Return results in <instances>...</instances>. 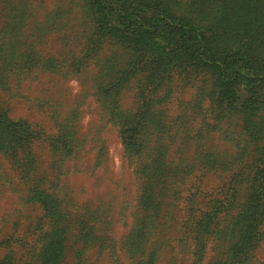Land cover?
I'll return each mask as SVG.
<instances>
[{"label":"rangeland","instance_id":"1","mask_svg":"<svg viewBox=\"0 0 264 264\" xmlns=\"http://www.w3.org/2000/svg\"><path fill=\"white\" fill-rule=\"evenodd\" d=\"M163 1L177 14H196L186 11L193 0ZM88 2L0 0V113L36 137L28 171L0 151V259L42 264V238L52 231L61 264H139L127 236L149 211L158 224L142 261L155 249L154 264H225L221 235L203 234L198 224H208L233 174L248 189L264 148V115L248 135L240 113L216 112L210 74L187 69L170 72L147 108L139 71L116 95L117 110L152 113L144 123L153 134L140 155H128L101 87L137 57L110 37L98 39ZM70 138L72 151L61 157L57 149ZM81 213L95 226L82 239ZM261 231L248 264H264V222Z\"/></svg>","mask_w":264,"mask_h":264},{"label":"trees","instance_id":"2","mask_svg":"<svg viewBox=\"0 0 264 264\" xmlns=\"http://www.w3.org/2000/svg\"><path fill=\"white\" fill-rule=\"evenodd\" d=\"M88 5L98 39L110 37L137 57L134 68L109 76L101 87L107 110L120 124L119 132L128 155H140L146 148L147 136L153 134L144 123L152 113L117 110L116 95L139 71L145 74L140 86L148 92L143 97L147 108L154 101L150 93L156 91L173 70L210 74L211 99L216 112L220 115L240 113L248 135L256 134L254 130L261 125L264 115V0H193L185 4L186 11L195 10L196 14L186 16L169 9L163 0H89ZM35 138L23 123L10 121L0 113V151L9 155L21 170H29L30 153L26 151ZM67 143L57 149L61 157L69 156L72 151L73 139ZM159 148L163 156L166 146ZM252 167L254 171L247 178L248 189L238 188L235 182L239 176L233 174L225 198L216 200V206L207 212L208 224H198L203 234L221 235L222 253L227 256L225 264L250 263L247 251L256 247L262 236L264 148L258 149ZM146 170L144 167L140 172L143 174ZM53 195L45 194L41 198L56 200ZM149 202L154 200L150 198ZM159 211L161 215V209ZM86 216L85 213L78 216L81 239L93 235L95 230L93 223L84 219ZM148 216L149 211L144 221L135 225L127 236L133 253H139L140 257L144 255L148 236L157 229L155 223L158 224L157 218ZM93 217L100 218L97 210ZM147 218H150L148 222ZM57 239L58 234L52 236V231L44 233L42 264H61L63 248ZM154 250L147 255V260L137 257L138 263L154 264ZM0 264L12 263L0 259Z\"/></svg>","mask_w":264,"mask_h":264}]
</instances>
